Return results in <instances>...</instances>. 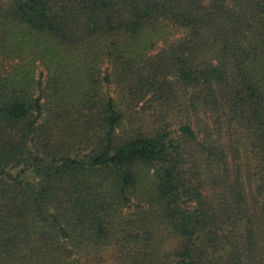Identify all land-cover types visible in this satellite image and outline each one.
Masks as SVG:
<instances>
[{
  "label": "trees",
  "instance_id": "1",
  "mask_svg": "<svg viewBox=\"0 0 264 264\" xmlns=\"http://www.w3.org/2000/svg\"><path fill=\"white\" fill-rule=\"evenodd\" d=\"M0 59V264H264V0H0Z\"/></svg>",
  "mask_w": 264,
  "mask_h": 264
},
{
  "label": "rangeland",
  "instance_id": "2",
  "mask_svg": "<svg viewBox=\"0 0 264 264\" xmlns=\"http://www.w3.org/2000/svg\"><path fill=\"white\" fill-rule=\"evenodd\" d=\"M185 32L182 30H175L173 31V34L170 37V44L178 42V40L184 38ZM170 44L165 45L164 43H159L151 55V57H157L161 54L164 49H167ZM1 60V59H0ZM4 65L6 67V71H9L10 65L8 62H4ZM112 72L111 66L106 62L102 66V78H105L106 74H110ZM38 76L42 78L44 82H46L48 77V72H46L42 67L38 70ZM103 88L104 92L107 94H110L113 96L116 101L121 105V98L120 94H122L121 89L117 85L116 79L112 78L111 83H106L103 81ZM148 99L144 101H138L131 103L130 106L127 108V114L123 119V124L119 130V133L122 135H125L128 133L131 128H138V127H146L151 128L154 124L153 118L151 117V114H154V110L150 109L155 106L154 102L147 101ZM125 109V107H124ZM147 112V113H146ZM181 119L178 118H172L170 120L171 124V130H178L180 128ZM137 206L132 205L131 209L127 208L124 211L125 217L127 219H131L136 215L137 213ZM160 236L167 239L166 242V250H171L176 246V239L168 235L167 232L162 231V233L159 234ZM115 245L110 246L107 248V250L103 253H99L98 257L92 262V264H120L118 263V254Z\"/></svg>",
  "mask_w": 264,
  "mask_h": 264
}]
</instances>
